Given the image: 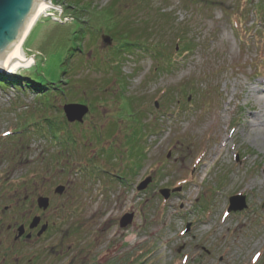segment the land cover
<instances>
[{"label":"rangeland","instance_id":"obj_1","mask_svg":"<svg viewBox=\"0 0 264 264\" xmlns=\"http://www.w3.org/2000/svg\"><path fill=\"white\" fill-rule=\"evenodd\" d=\"M43 1L51 16L24 48L34 65L8 76L53 81L64 70L63 94L47 107L35 91L0 89V227L27 220L22 204L2 213L27 183L54 224L24 264H264V0H117L133 27L148 18L142 1L174 22L160 38L119 41L72 0ZM66 104L89 109L82 125L66 122ZM58 185L74 204L62 207ZM234 196L247 208L228 214Z\"/></svg>","mask_w":264,"mask_h":264},{"label":"water","instance_id":"obj_2","mask_svg":"<svg viewBox=\"0 0 264 264\" xmlns=\"http://www.w3.org/2000/svg\"><path fill=\"white\" fill-rule=\"evenodd\" d=\"M40 4L41 2L38 0H0V74H15V72L9 73V71L5 70L1 64ZM101 40L103 44L107 46H111L112 44V39L108 36H102ZM63 113L69 124H81L84 117L88 114V108L83 105L69 104L63 107ZM151 181V178H147L141 182L137 187L138 192L146 189ZM64 190V187L59 186L55 189V194L61 195ZM177 191H179V189H177ZM174 192L175 191L161 190L159 191V194L164 200H167L170 194ZM36 203L37 208L43 212L47 211L49 208V200L47 198H38ZM246 208L245 198L242 196H235L229 199V208L227 212H242ZM132 219V214L124 215L120 219L119 228H127L132 223ZM39 222V218H34L29 226L30 230L36 228ZM46 230L47 226L45 225L42 227L39 235H42ZM18 233L19 236L23 234L22 227L18 229Z\"/></svg>","mask_w":264,"mask_h":264},{"label":"trees","instance_id":"obj_3","mask_svg":"<svg viewBox=\"0 0 264 264\" xmlns=\"http://www.w3.org/2000/svg\"><path fill=\"white\" fill-rule=\"evenodd\" d=\"M72 1L75 6L79 7L78 10L80 14H83L86 12L89 15H92L94 18V21L98 22V25L100 26V28L102 27V29L106 31L105 33L111 35L114 39H116V41H119L125 37L129 38L130 34L136 31H141V33H143L144 35H149V37L160 38V35L163 33V31L164 32L168 30L170 31L172 27H174V22L170 23L169 16L163 13L164 12L163 10H156L155 12H153V10H150L148 6H144V4H147L144 1L141 2L143 5H141V7L139 8H141V13H144L146 17L148 18L145 21L141 22V25H140L141 29L133 27L128 22V19L127 20L121 19V17L119 16L118 9H117L118 7L117 0H112L106 7L102 8L99 11L97 10L93 11L92 9L90 10V8L82 7L84 6L82 5L83 0H72ZM74 10H77L76 7L74 8ZM159 22H160V28H159ZM159 32H160V35H159ZM178 33L179 32H177V35ZM179 41H181V43L183 42V40L178 38V42ZM137 43L141 44L140 42H137ZM125 45L126 47H130V46L132 47L131 44H125ZM188 47H189L188 43L183 44L182 52L180 54L181 56L182 55L185 56L186 54L189 53L190 49H188ZM155 52H156L155 59H158L159 57L158 52L157 51ZM161 57L162 56H160L159 59ZM66 74L67 72H65L64 70L61 71L58 78H56V80H59V82H55L56 80H54L53 77H51L53 81H48L47 79L46 80L43 79L40 81H34L31 79H28L27 77L26 78L23 77L19 79L15 76H6L3 74H0V89L11 87L13 91L18 92V93L35 91L39 95V97L37 96V98L45 99L44 104L47 107H50L51 106L49 105L50 102L47 101L46 99H48L49 97H51V95H54L56 93L59 95L63 94V92H61L60 87L58 85H60V79ZM49 125H50L49 127L50 129L54 128V126L51 123H49Z\"/></svg>","mask_w":264,"mask_h":264},{"label":"flooded vegetation","instance_id":"obj_4","mask_svg":"<svg viewBox=\"0 0 264 264\" xmlns=\"http://www.w3.org/2000/svg\"><path fill=\"white\" fill-rule=\"evenodd\" d=\"M59 186V185H58ZM65 188V187H64ZM30 184L24 185L21 190L22 192L15 196L14 203L9 207H4L3 214H8L11 217V212L15 211L19 204H22L24 208L18 210L16 214H20L23 219L26 214L28 218L25 222L16 224L11 222L9 224H3L0 227V264H8L9 261H12L11 264H24L23 259L25 257V250H30V253L35 250V246L39 244L45 236H47L49 231L53 230L54 224H49L48 210L43 212L40 211L36 206V201L39 197H45L44 195H34L35 193L31 192ZM68 194L67 189L61 193L60 197L62 200V207L65 205L74 204V200L70 202L68 197H65ZM51 199V198H50ZM28 205V209L25 206ZM20 206V205H19ZM10 208V210H9ZM57 209L53 213H57ZM33 218H39L40 222L38 226L32 230L29 229L30 222ZM13 223V224H12ZM11 224V225H10ZM47 226L46 232L42 235H39L43 226ZM22 227L23 234L19 237L17 230ZM34 253V252H33ZM35 255L31 256V259H28L25 264H30ZM32 261V262H33Z\"/></svg>","mask_w":264,"mask_h":264},{"label":"bare ground","instance_id":"obj_5","mask_svg":"<svg viewBox=\"0 0 264 264\" xmlns=\"http://www.w3.org/2000/svg\"><path fill=\"white\" fill-rule=\"evenodd\" d=\"M38 1L41 2V4L29 20V22L21 32V36L19 35L18 40L12 46V48L10 49L1 64V66L5 70L9 71V73H13L19 70L21 72L23 69L28 70L34 65L33 59L28 58L25 54V44L27 42V39L29 38L33 27L39 22L40 18L42 16H51L48 15V12L53 9L52 6H50L48 3H45L43 0ZM257 94L260 96H264V88H261ZM257 103L264 104L261 99L257 100ZM260 128L264 132V128Z\"/></svg>","mask_w":264,"mask_h":264},{"label":"snow or ice","instance_id":"obj_6","mask_svg":"<svg viewBox=\"0 0 264 264\" xmlns=\"http://www.w3.org/2000/svg\"><path fill=\"white\" fill-rule=\"evenodd\" d=\"M5 135H8V133H5Z\"/></svg>","mask_w":264,"mask_h":264}]
</instances>
